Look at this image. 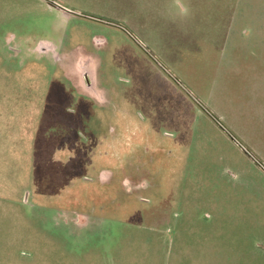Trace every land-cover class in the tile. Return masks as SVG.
Returning <instances> with one entry per match:
<instances>
[{
  "label": "rangeland",
  "instance_id": "obj_1",
  "mask_svg": "<svg viewBox=\"0 0 264 264\" xmlns=\"http://www.w3.org/2000/svg\"><path fill=\"white\" fill-rule=\"evenodd\" d=\"M0 264H264V0H0Z\"/></svg>",
  "mask_w": 264,
  "mask_h": 264
},
{
  "label": "flooded vegetation",
  "instance_id": "obj_2",
  "mask_svg": "<svg viewBox=\"0 0 264 264\" xmlns=\"http://www.w3.org/2000/svg\"><path fill=\"white\" fill-rule=\"evenodd\" d=\"M49 49V48H46ZM76 70H79V82L82 84V81L84 80L86 86H90V88L92 89L91 92L93 95H97L96 94V90H95V82H94V69H93V62L92 60H90L89 58H80L77 63H76ZM83 79V80H82Z\"/></svg>",
  "mask_w": 264,
  "mask_h": 264
}]
</instances>
